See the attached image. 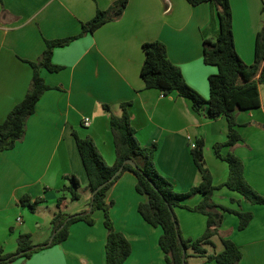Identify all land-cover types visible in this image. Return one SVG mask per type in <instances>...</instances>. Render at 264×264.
Instances as JSON below:
<instances>
[{
  "label": "crops",
  "instance_id": "0c3cea01",
  "mask_svg": "<svg viewBox=\"0 0 264 264\" xmlns=\"http://www.w3.org/2000/svg\"><path fill=\"white\" fill-rule=\"evenodd\" d=\"M116 1L0 0V123L24 98L32 78V69L26 62L38 60L45 41L78 35L82 24ZM229 3L235 51L245 64L252 65L255 39L264 26V0H229ZM217 34V17L209 4L193 7L186 0H128L116 20L66 47L54 49L52 63L61 70L40 72L50 89L27 120L23 140L13 150L0 154V249L5 254L16 251L17 237L24 226L28 227L29 219L36 228L45 223L41 222V212L35 211L43 205L51 209V225L57 199L64 196L65 202L70 200V195L63 191L69 185L65 177H73L79 184V198L74 202L86 199L84 208L71 215L89 208L91 193L86 189L87 178L73 134L91 138L105 163L112 166L115 146L109 114L102 105H109L111 113L119 116L120 106L128 104L138 143L147 148L156 146L155 168L177 193H187L200 183L190 141H203L205 166L213 185L218 187L212 194L213 202L253 215L248 226L239 231L238 217L224 213L220 236L241 250L238 264H264V205H251L237 192L220 187L229 169L215 155L213 147L227 139L225 118L208 119L207 108L197 114L191 102L175 92L164 96L157 90L145 89L140 76L144 62L142 45L160 42L170 62L181 70L186 84L208 99V77L218 70L204 64L203 43L215 41ZM259 98L258 109L236 113L242 141L232 148H222L221 154L232 152L238 157L243 163L245 180L264 196V85H259ZM85 119H89V126L83 124ZM135 184V176L125 172L105 198L107 203H113L110 217L114 230L131 245V254L123 264H165L158 244L162 231L139 216L137 207L147 200L137 194ZM25 196L29 197L27 205H22ZM202 197L196 195L184 204L193 207ZM37 199L42 202L32 205ZM24 212L31 214L26 216L28 220L22 218ZM175 214L184 239L201 237L206 216L184 208H176ZM19 216L20 225L16 224ZM93 219V226L84 222L72 224L66 241L28 259L20 258L14 264H105L107 234L103 213L96 211ZM212 242L213 247H204L207 254L223 250L218 236ZM188 264L215 263L207 262L206 257L191 256Z\"/></svg>",
  "mask_w": 264,
  "mask_h": 264
},
{
  "label": "trees",
  "instance_id": "16d2710c",
  "mask_svg": "<svg viewBox=\"0 0 264 264\" xmlns=\"http://www.w3.org/2000/svg\"><path fill=\"white\" fill-rule=\"evenodd\" d=\"M193 7L209 4L217 17L218 34L215 41H204L203 62L205 65L217 67L218 72L208 77L209 98L204 99L199 93L188 86L181 70L173 65L167 55L165 46L160 42H148L142 45L144 62L140 76L145 89H154L166 96L173 92L179 97L188 99L193 110L201 114L207 108V118L217 120L225 118L227 122V139L223 143L214 145L215 155L228 165V177L220 187L237 192L243 200L251 205H264V196L259 195L245 180L243 163L232 152L221 154L222 148H232L242 141L239 125L236 121L238 111L255 110L260 107L259 85H264V26L255 39L254 62L245 64L237 55L234 47L232 31V13L229 0H186ZM128 0H117L106 11H98L95 17L82 24L81 32L72 37L46 40L45 48L36 62H26L32 69V78L24 98L8 113L0 123V154L15 148L26 134L27 120L35 113L36 105L43 94L50 89L40 75L42 70L55 73L61 67L52 63L53 51L56 48L68 46L71 42L81 38L86 33H92L105 23L119 18ZM128 104H122L121 114L114 116L109 105L102 108L109 114V126L115 146V162L108 166L98 152L91 138H79L73 134L81 164L87 178L86 189L93 192L101 185L88 204L89 210L76 214H67L63 211L65 197L57 199V212L51 220L50 238L42 244L32 245L30 234H20L17 237V249L12 254H5L0 249V264H14L20 258H30L34 253L61 244L69 236L72 224L84 222L93 226V213H103V226L106 230L104 246L105 264H123L131 254V245L119 232H116L110 217L112 202L105 201L107 191L125 173L131 172L136 178L135 191L144 196L146 202L140 203L137 212L149 226L160 228L162 234L158 240L159 248L164 255L165 264H188V258L206 257L207 262L215 264H238L242 253L231 240L220 236L219 228L223 221V214H233L238 217V230H244L252 220L251 213H241L226 207L216 205L212 200L213 192L218 188L213 185L210 172L205 166L203 157L204 143L196 141L191 148L194 164L200 174V183L192 187L187 193H177L171 182L161 176L154 165L156 146L142 147L131 126L127 111ZM131 161L134 166L124 164ZM122 167L119 175L111 180L114 173ZM69 185L63 191L70 195V200H78L77 188L79 184L73 177L66 178ZM196 195L202 199L193 207L184 202ZM25 196L21 199L22 205H27ZM35 200L32 205L40 203ZM29 205L30 207H33ZM184 208L190 212L206 216V228L198 239H184L181 234L175 209ZM219 237L223 250L219 253L207 254L205 246H214L212 239ZM192 252V255L189 254Z\"/></svg>",
  "mask_w": 264,
  "mask_h": 264
},
{
  "label": "rangeland",
  "instance_id": "374dc122",
  "mask_svg": "<svg viewBox=\"0 0 264 264\" xmlns=\"http://www.w3.org/2000/svg\"><path fill=\"white\" fill-rule=\"evenodd\" d=\"M78 192L80 193V190H78ZM85 198L84 200H81L79 202H72L71 200H68L67 202H65V207L63 209V211L65 213H73V212H76V210H81L84 208L85 206ZM34 204V203H33ZM46 206H41V208L35 210L37 211L39 214L41 212V222L42 220L45 221L44 224H42L41 228H36L34 226V224L31 222V219H29V221H27V224H28V227L27 226H22V233L21 234H25V232H28L26 229L29 230V232L31 233V243L32 245H38L39 243L41 244L42 242H45L46 240H48L50 238V234H51V229L48 230V228L51 227L50 225V212H51V209L47 206V208H44ZM89 210V208H88ZM28 213H30L29 210H26ZM27 212H24L25 214L22 215V218H24L25 216V220H28L26 219V216L29 215L31 216V214H28ZM95 213V212H94ZM19 218L22 220V218L19 216ZM28 218V217H27ZM16 224H18L16 222ZM22 224V221L21 223ZM19 224V225H20ZM19 226L16 225L15 229H17ZM23 230H26V231H23ZM13 232V231H12ZM12 232L9 231V234H11ZM17 233V231H14ZM24 232V233H23ZM28 234V233H27Z\"/></svg>",
  "mask_w": 264,
  "mask_h": 264
},
{
  "label": "water",
  "instance_id": "95a60500",
  "mask_svg": "<svg viewBox=\"0 0 264 264\" xmlns=\"http://www.w3.org/2000/svg\"><path fill=\"white\" fill-rule=\"evenodd\" d=\"M124 164H129V165L134 166L133 163H132L131 161H125V162L123 163V165H124ZM121 170H122V167H120V168L114 173V175L112 176L111 180H113L117 175H119L120 172H121ZM102 187H103V185L99 186V187L93 192V194H92L91 196L93 197L94 194H95L99 189H101ZM89 209H90V208H89Z\"/></svg>",
  "mask_w": 264,
  "mask_h": 264
},
{
  "label": "built area",
  "instance_id": "2783aa9c",
  "mask_svg": "<svg viewBox=\"0 0 264 264\" xmlns=\"http://www.w3.org/2000/svg\"><path fill=\"white\" fill-rule=\"evenodd\" d=\"M83 124H84L85 126H89V124H90V123H89V119H85L84 122H83ZM188 139H189V141H190V138H188ZM195 144H196L195 142H191V141H190V146H191V148H194V147L196 146ZM21 221H22V220H21L20 218H17V223H18V224H20Z\"/></svg>",
  "mask_w": 264,
  "mask_h": 264
}]
</instances>
